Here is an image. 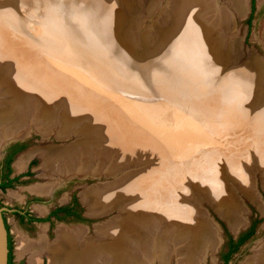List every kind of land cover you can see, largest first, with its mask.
I'll return each instance as SVG.
<instances>
[{"label": "rangeland", "instance_id": "1", "mask_svg": "<svg viewBox=\"0 0 264 264\" xmlns=\"http://www.w3.org/2000/svg\"><path fill=\"white\" fill-rule=\"evenodd\" d=\"M49 1L50 0H17L18 4H16V0H0V5L7 3L11 7L14 6V17L17 15L21 21L19 26L12 22L10 25L0 28V37L11 43L17 42L19 38L40 42V38L43 36L41 23L47 18L45 16L51 18L53 7H55V4L59 3L63 9L61 16L65 21L64 23L75 29V35L73 33L69 34L66 31V38L73 46V40H75L76 37L78 38L77 40L81 44L76 48L82 53V58L84 59L85 57V59L82 60V62L72 63L70 61L71 59H64L56 50H53L52 53H46V55H53L56 62L50 61L47 64L48 68L55 70L56 72L54 73L56 75H60L61 72H64L62 74H65L68 78L71 77L75 79L77 78L75 76L77 72H82V69L79 68V66H81L84 69L83 73L91 75L94 79L105 82L108 88L106 86H100V83L96 82L98 83L96 85L98 87L97 89L100 93L108 89L105 93L109 91L110 94H113V97L110 99L109 96V102L106 104L108 107L104 106V108H101V114L97 113V115H105L106 117L104 118L109 120L113 125L118 124L121 126L120 123H128L129 121H132L133 124L140 125L144 129H147L146 139L149 143L153 142L154 146L151 147V145L144 144L138 146L133 145L135 146L133 150H124L118 142L108 141V139L112 137H107L103 125L104 123L101 122L93 124L94 126L92 127L90 136L93 137L92 142L95 145L93 147H95L94 150L96 154H92V165L84 174L62 176L56 172L45 171L41 166L42 158L39 152L33 154L26 161L24 168L19 170L16 167V162L24 152L26 153L34 148H65L83 139L85 133H80V131L76 133L73 132V129H78L81 125L86 126L87 122H90L88 118L78 115L75 121L69 123L72 131H69L70 133L66 136L60 137L58 136L59 127L60 124H64L61 114L63 105L59 103L54 109L55 106H52L54 104L50 101L51 104L47 103L44 107H47L46 109H51L53 112L48 119L50 123H53L51 130L45 136L42 133L36 132L37 130H35L33 126V128L31 127L30 133L25 138L27 139L26 148L19 152L12 161L13 174H23L29 169V176H22L13 186L5 190L0 189L1 205L10 209L17 205H23L25 199H36L38 201L30 202L28 208L31 210L32 214L41 216L56 205L67 204L72 196L76 197L85 218H83L82 221L65 222V226L69 228H82L84 230L83 237L93 239L98 237V232H96L95 227L106 225L110 227L113 223L118 225L117 219L121 220L118 221L121 222L119 226H122V223L124 225L126 221L124 220L126 218L124 214L126 211L123 207L126 204V200L124 198H119L114 201L112 206L103 209H97L98 206H96L95 208L99 211L95 213L97 214L96 217L92 218L90 216L93 214L89 212L87 203L81 200L82 192L85 190H92L93 188L101 189L112 183H124V181L130 179L131 176L136 177L137 175H143V177L149 175V180L152 182L153 179L159 175V177H161L160 181L162 187L159 186V188L156 189L158 194L156 196V201L160 203L159 205L156 203L154 204L157 211L150 209L151 204L146 202L145 197H143L139 191L131 192L127 198L128 201L132 200L135 203H141V201L144 203L145 201L146 203L142 206L145 207V211H148V214L151 215L148 216L146 213L143 216L146 220L145 226L138 229L137 232H142L144 235L150 236L147 241L152 245V249H150L152 251V258H148V254L146 257L144 248L141 250L140 247H138V249L134 247L135 249L133 252L138 254L142 261H145V263L142 261H140V263L182 264L184 261L185 264L186 261L184 258L186 252L184 249L187 248L190 237L186 236L177 241L175 235H184L182 234L184 231L183 226L186 225L189 227L191 221L195 220L202 221L204 226L200 229L199 233L196 234L197 236H195V238L200 237V241L197 244L201 247H195L197 253H195L193 264H195V260L198 257L200 258L198 264H221L220 254L225 246L227 234L232 235V230L230 224H227L223 218L218 217L219 214H216L218 209H216L215 206H217L224 215V207H220L212 197L214 192L213 189L214 187L216 188L214 184L216 180H218L225 183L227 187L226 190L230 191L234 196L235 206L231 209L232 215L227 214V216L234 217L235 223L237 221V226L239 227H242L246 221L250 223L252 219H257L258 222L255 235L246 241L227 263L241 264L243 260L251 254L253 245L257 241L264 239V143L258 142L257 144L255 140L253 141V131H258L255 128H260L256 126L255 120L264 121V118L258 115V111L264 106V69L262 76H260L261 79L259 78L257 82L258 88L256 87L260 89L257 94L259 98L254 103H251V100L246 101L243 99L240 103V108L232 101L224 106L225 109L221 106V103L218 105L213 102H207V100L216 96H221L220 92L219 94L217 93L220 82L223 79L226 80L225 76L228 73L229 76L231 74V76L237 75V67L245 65L250 59L256 58L258 61L257 64H262L264 67V40L260 39L258 35L260 23L264 20V0L261 3L258 0H254L253 4L252 0H246V8L244 11V13H246L242 16L234 13L232 17L233 20H231L233 23L230 21L232 27L229 29L227 36L232 43V48H230V46H224V44L221 46V49H224L223 54L226 56V59L228 58L227 64H222L220 61L216 62V60H214L209 67V64L206 63V68H210L208 76L194 79V83L196 84L199 83V81L203 83L205 80V86L203 84V87H205L204 89H198V86L195 87V84L187 80L185 75L178 70L172 69L174 74L173 77L172 72L169 74L166 71L167 69H165L168 66L167 61H170L173 54L174 39H176L174 36L177 34V29L169 36L170 40L167 48L164 50L165 52L162 51L157 55L160 56L158 62L155 64L152 63L151 68L148 69V74L155 73H153V81H151V79L139 80L136 77V69L129 66L127 67L126 65V60L130 58H127V54H124L118 49L119 47L115 45L116 43L111 44V42L107 41L105 43V51H103V49L100 50L105 63L102 61H94L88 55L89 49L86 47L88 43L86 41H88L89 35L97 40L98 47L102 46V42H98V36H101L99 33H96L91 26L89 27L85 24L81 26V23H84L82 14H84V12L86 13V11H93L92 8L89 9L90 0H76L75 4H77V6L82 5L76 7V5L72 4L74 10L69 7L67 8V6H63L60 1L65 0H57L59 2L56 0ZM107 1L109 2V8L117 14L116 16L119 17L120 15L121 17L119 23L120 32L118 35L116 34V36L120 39L119 43L123 44L122 49H124L125 52L131 50L132 53H135L136 50L140 51L144 49V47H138L136 49L137 40L143 36L147 39V43L149 42V49L157 46V34H153V30L167 26V23L170 22L169 18L172 16L164 10L166 7L164 6L166 0ZM225 1L226 0H219L222 5ZM68 5L71 6L70 4ZM252 5V19L251 22L248 23V18L252 12ZM109 10L110 9H108V11ZM76 13L78 15H75ZM0 14H3V12H0ZM77 21L80 22V24ZM63 26L66 27L65 25ZM63 26L61 25L60 27L64 29ZM116 36H113L115 41ZM61 38L62 36L59 37V40ZM49 40L57 41L54 36L52 38L50 36ZM98 43L101 44V46ZM225 43L228 44L227 42ZM205 49L207 50L208 48L205 46ZM179 50L181 58L179 62L180 66L182 65L184 72L190 73L191 69L192 73H194L196 66V63L192 61V59H195L194 51L193 53H188V49L184 45H180ZM30 52L40 54L36 48ZM157 65H159V67ZM161 65H164V67H161ZM258 65L257 68L259 69ZM71 67L72 70H75L74 72L70 70H68L69 72L67 70L65 71V68L70 69ZM240 76H242L241 78H245L248 75L238 74V77ZM154 77L159 79L158 83L160 85H156ZM206 82L207 84L211 82L213 86H206ZM103 88H105L104 91ZM59 93H62L63 96L59 94L56 100L59 98L68 100L65 91L59 90ZM93 93L96 95L94 100L97 101V104L98 102L102 103L103 98L99 97V93ZM169 93L174 94L175 98H172L173 96H170ZM118 94L124 97H118ZM34 95L35 97L31 98L32 101H28L29 107H34V110L28 114V116L31 114L30 117L33 116L31 120L36 116L37 108H42L39 99L40 96H38V94ZM256 98L257 97H255V99ZM3 105H5V101ZM3 105L0 104L2 107ZM58 110L60 113H57ZM144 120L147 122L151 120L150 123L148 122L150 124L148 125L149 127L143 123ZM220 129L223 132H221ZM43 135L46 138H43ZM141 140L140 142H144V139ZM165 140L169 141L168 144L171 145V147L168 148V141L165 143ZM171 142L175 144H171ZM166 144L168 146H166ZM170 149L171 151L168 152L169 155L167 150ZM183 149H186V151ZM183 152H185L184 155H182ZM207 154L209 155L207 156ZM205 158L207 160H205ZM30 160L34 163L30 167H27ZM141 177L142 176L139 178ZM52 182L56 183L51 187L50 192L40 193L31 189L35 186L53 184ZM255 196L256 202L252 199ZM116 198L117 197L114 199ZM153 198V196H150L149 201H152ZM147 206L150 207L148 208ZM128 215L133 216V212L128 213ZM206 215L213 218V220L219 224L220 228L218 232L213 225L210 224L215 230L206 223L204 218ZM5 217L9 225V231L12 234L13 264H49V255L46 251H41L37 259L32 262L31 256L28 253L20 255L17 251L20 235L26 236L30 240H36L42 231L48 242L54 241L56 235L51 232V229H48V223L40 222L30 226L21 225L12 214V210H7L5 212ZM149 218L153 219V221H150L151 219ZM79 223H83V225H79ZM235 223L231 222L232 225H236ZM54 227L53 230L55 231L56 227ZM18 232L29 235H17ZM189 233L192 234L191 232ZM152 235L165 236L164 244L166 247L161 249L162 245H159V240H153ZM215 243L216 245L212 250ZM190 247L191 246H189V249ZM160 255L165 259L164 262L159 258Z\"/></svg>", "mask_w": 264, "mask_h": 264}, {"label": "bare ground", "instance_id": "2", "mask_svg": "<svg viewBox=\"0 0 264 264\" xmlns=\"http://www.w3.org/2000/svg\"><path fill=\"white\" fill-rule=\"evenodd\" d=\"M51 1L53 0H50L49 2ZM258 1L261 3L263 0ZM166 2L164 4V6H166L164 10L169 15H172L171 17L168 16L170 17V21H172V26H183L185 29L182 37H176L173 35L174 37H176V39H174L175 44L186 46V48L188 49V53H193L194 51L195 59H192V61L196 63L194 73H192L191 69L190 73L184 72L186 75V79L190 80L191 83H194L195 78L200 79L202 77L204 78L208 76V71L210 68H206L207 65L204 58L209 56L208 53H211L212 45L216 48H220L222 44H224V46L226 45L232 48V43L227 37L229 29L232 27L231 20H233L232 17L234 16V13H237V15L239 16H242L244 14L246 8V0H226L225 3L222 2L223 5L219 2V0H166ZM3 4L4 5H0V12H3V14H0V28L10 25L12 22L15 25L19 26L21 22L20 19L17 15L16 17H14L15 7H11L7 3ZM16 4H18L17 0ZM94 8L95 5L92 6V9ZM61 11V5H59L58 3L55 4V7H53L51 18L45 16L47 18L41 23V29L43 28V36H41L40 42H34L30 39L19 38L17 42L11 43L3 40L0 37V104L3 105V102L5 101V105H3V107L0 106V150L2 148V145L7 140L25 135L28 131H30L32 126L35 128V130H37L36 132L42 133L46 136L47 133L51 130V126L53 124L52 122L50 123V120H48L53 112L51 111V109H46L47 107L44 106L51 101L53 102L52 104L54 105L52 106H55V109L59 105V103H61L63 105L61 114L64 118V124H60L58 136L63 137L69 134L72 131V129L70 128L71 125H69V123L71 121H75L76 117L80 115L88 118V120L91 122H87L86 126L81 125L78 129H73V132L78 133L80 131V133H85L83 135L84 140L81 139L80 142L77 141L65 148L46 147L31 149L26 153L24 152L23 155L21 154L16 162V167L19 170L24 168L26 161L33 154L39 152L42 158L41 166L45 171L56 172L61 174L62 176H72L84 174L92 165V154H96L94 150L95 147H93L95 145L92 142L93 137L90 136L92 127L94 126L93 124L103 122L106 131L105 134L109 138L112 137L111 139H108V141L118 142L124 150H133L135 146L143 144L151 145V147H153L154 144L153 142L149 143L147 141V129H144L140 125L133 124L132 121H129L128 123H120V125L123 126L121 127L118 124H111L109 120H106L104 118L106 117L105 115H97V113L101 114V108H104V106L108 107L106 104L109 102V96L110 99L113 97V94H110L109 91L108 93H105L108 89L102 93H100L97 89L98 87L96 85L98 83H100V86L107 87V85H105V82L99 79H94L91 75L83 73L84 69L81 66H79V68L82 69V72H77V74L75 75L77 78L75 79L71 77L68 78L65 74H62L64 72H61L60 75H56L54 73L56 72L55 70L48 68L47 64L50 61H55L56 59L53 55L48 56L46 55V53L50 54L53 50H56L58 54L64 59H71L70 61L72 63L82 62V60L85 59V57L84 59L82 58L83 55L76 48V46H73L68 42L67 38L59 40L58 34H63L62 36H65L62 32L63 29L60 27L62 24L65 25V21L63 20V18L61 19ZM83 19L86 20V16H84V14ZM260 24L261 25L259 27L260 29L258 35L260 39L264 40V20ZM58 28H61L62 30H58ZM50 36L51 38L54 36L57 41H50ZM89 38H92V36L89 35ZM225 42H227L228 44H226ZM205 46L206 48H208L207 50L205 49ZM34 48H36L40 54L30 52ZM213 53H216V49H214ZM88 55L94 61H102L103 63H105L100 50L92 45L90 46ZM32 57H34L36 60ZM218 59L222 64L224 62L225 64L228 62V58L226 59L222 55L218 56ZM257 63L258 61H255L251 65L249 64V66L247 67V72L251 74V76L248 75L245 78H241L242 76L238 77V74L241 75L238 71L237 75L235 74L234 76H231V74L230 77L228 73L225 76L226 80L223 79L218 86L217 93L219 94L220 92L221 96H216L214 98L208 99L207 102H213L214 104L218 105H220L219 103H221V106L223 107L228 105L229 102L232 101L235 102L238 107H240V103L243 101V99H245L246 101L251 100V103H254L257 100V98L255 99V97L257 96L255 95H257L259 92L258 90H260L256 89V87L258 88L257 82L260 76H262L264 69L262 64L258 65ZM257 65L259 66V69L257 68ZM251 69L254 70L253 73L249 71ZM66 70H70L71 72L75 71L72 70V67L70 69L65 68V71ZM204 82L205 80L203 81V83L199 81V83L197 84L194 83V86H198V89H204ZM209 83L210 84H207L206 82V86L212 87L213 85H211V82ZM104 89L105 88H103V91ZM59 90L65 91L67 93L68 100L63 98H59L58 100H56V97H58L60 94ZM93 92H96L97 94L99 93V97L103 98L102 103L98 102L97 104V101L94 100L96 95ZM34 94H38V96H40L39 99L42 108H37V114L36 116H34V119L31 120L33 116L30 117L31 114L29 116L28 114L29 112L31 113L32 110H34V107L30 108L28 101H32L31 98L35 97ZM120 95L118 94V97ZM169 95L173 96L172 98H175L174 94L169 93ZM60 96H63V94L61 93ZM260 109L261 110L258 111V115L264 118V106H262V108ZM58 112L59 110L57 111V113ZM150 121L151 120H149L148 122L150 123ZM148 122L146 120L143 121V123L147 126L150 125ZM255 122L256 126H259L260 128H255L258 131H253V141L255 140L257 144L258 142L264 143V121L255 120ZM221 132L223 131L221 130ZM44 135L43 137H45ZM140 138L144 139V142H140L142 141ZM168 140H165V143ZM168 143L169 141L167 142V144ZM172 143L173 142H171V144ZM167 144L166 146L169 145ZM192 144L194 145L193 142ZM156 145L159 146L158 144ZM190 146L192 145L190 144ZM169 147H171V145H169L168 148ZM171 149L167 150V153L171 151ZM183 150L186 151V149ZM167 153L165 152L166 155ZM184 154L185 152L182 153V155ZM209 154H207V156ZM205 160L207 159L205 158ZM140 176L142 177L139 178ZM149 177V175H146L144 177L143 175H137L136 177L131 176V178L125 180L124 183H112L111 185H108L107 187H103L101 189L93 188L92 190H85L81 193L82 202L87 203L89 212H91L92 214L98 212L99 210L97 209H103L112 206L115 200L124 198L126 200H124L126 204L123 207V209H125L126 211V213L124 214L126 215V218L124 219L126 220L124 225L122 223V226H119V224L121 225V222L118 221L121 220L117 219L118 225H115L113 223L110 227H108V225L99 226L96 228L98 237L93 239L84 238V230L82 228H69L65 225L58 226V228L56 229V238L52 242L47 241L46 236L42 231L40 232V235L36 240H30L26 236L20 235L21 237L18 241L19 246L17 250L18 254L22 255L28 253L31 256L32 262L37 259L41 251H46L49 255V264H141V258L138 254L133 252L135 249L134 247H136V249L140 247L141 250H143L144 248V254L146 255V257L148 254V258H152V251L150 250L152 249V245L149 241H147L148 237L150 236L144 235L142 232H137L138 229L145 226L146 220L143 218V216L146 213L148 214V211H145L146 208L142 205L146 202L150 203V209L157 211L154 207V204H160L159 201H156V196L158 195L156 189L159 188V186L162 187L160 181L161 177L157 175L152 182L151 180H149ZM54 183L35 186L31 189L35 192L47 193L50 192L51 187H53ZM214 185L216 186V188L214 187L213 189L214 192L212 194V197L220 207H224V217L228 219L226 220L229 222L230 226L233 227L235 225H232L231 222L235 223V219L234 217L227 216V214L232 215L231 209H233L232 207L235 206L234 196L230 193V191L226 190L227 187L225 183L216 180V183ZM136 191H139L140 194L145 197L146 202L144 201L143 203V201H141V203L139 202V204L135 203L132 200H127L129 194ZM150 196L154 197L152 201H149ZM115 197L117 198L114 199ZM96 206H98L97 209L95 208ZM132 212L133 216H129L128 213ZM148 216L151 215L148 214ZM150 221H153V219H151ZM206 223L210 225V222L206 221ZM203 226L204 223L202 221L194 220L191 221L189 227L186 225L183 226L184 231L182 232V234L184 235H175L177 241L186 236L190 237V242L187 248L184 249V251L186 252H184V260L186 261L185 264L194 263V256L195 253H197L195 247H201L197 244L200 241V237L195 238V236H197L196 234L199 233L200 229ZM212 228L214 229V227ZM189 232H191L193 235ZM152 238L156 241L159 240V245H162L161 249H164L166 247V245L164 244L165 236L152 235ZM215 245L216 243L213 245L212 250L214 249ZM189 246H191L190 249ZM159 258L164 262L165 259L161 255ZM199 260L200 258L198 257L195 260V264H198ZM142 262L145 263V261ZM182 264H184V261ZM241 264H264V239L257 241L253 245L251 254L247 256Z\"/></svg>", "mask_w": 264, "mask_h": 264}, {"label": "water", "instance_id": "3", "mask_svg": "<svg viewBox=\"0 0 264 264\" xmlns=\"http://www.w3.org/2000/svg\"><path fill=\"white\" fill-rule=\"evenodd\" d=\"M93 1H94V3H93ZM60 2L63 4L64 7L67 6V8L69 7L68 4H70L71 6H72V4L76 5L75 4L76 3V0H65V1H60ZM93 5H95V8L93 9L92 12H87V11H86V13L84 12V16H86V20H83L84 23H81V26H84V24L86 26H89V27L91 26L92 29L95 30L96 33H99L101 36H98L99 37L98 42L101 41L102 42V46H101V44L98 43L101 46V47H98L97 46V40H95L93 38L92 39L89 38L88 41H86V42H88L86 44V47L90 49V46L92 45V46H94L95 48H97L99 50H102L103 49V51H105V49H106L105 43L107 41L111 42V44L116 43L115 45H117L119 47L118 49H120V51H122L124 54H127L126 55L127 58L128 57L130 58V59H127L126 58L127 59L126 60V65H127V67L129 66V67H132V68L136 69V71H137L136 72L137 73L136 74L137 75L136 76L137 79H139V80L140 79H142V80H150L151 79V81H153V73L154 72L152 74H148V69L151 68L152 63L155 64L160 59V56H157V55H159L160 52L164 51L165 48H167L168 42L170 40L169 36L171 35V33L173 31H175V29H177L176 37L177 36L182 37L183 36V33L185 31L184 27L183 26L177 27V26H174V25L172 26V24H171L172 21H170L169 23H167V26L160 27V28H157L156 30H153V34H155V35L157 34V39H158V41H156L158 43H156L157 46L155 48L153 47V48L149 49L148 48L149 47L148 46L149 42L147 43V39L143 36V37H141V38H139L137 40V42H136V44H137L136 49L138 47L139 48L144 47V49H142L140 51H137L136 50L135 53H132L131 50H128L127 49L128 51L125 52L124 49H122L123 48L122 47L123 44L119 43V40H120L119 37L116 36V41H115V38H113L114 35H116V34L118 35L119 32H120V29H119V26H120L119 23H120V20H121L120 19L121 18L120 15H119V17L116 16L117 14L114 13L111 10V8H109V2L107 0H90V3H89L90 9L92 8ZM76 7H77V5H76ZM69 8L74 10V6L73 7H69ZM108 9H110V10L108 11ZM80 10H82V9H80ZM61 13H62V11H61ZM80 14H82V13H80ZM91 14H94V15H91ZM60 15H62V14H60ZM62 18L63 17L61 16V19ZM78 23L80 24V22H78ZM62 26H63V24H62ZM65 26L66 27L63 26L64 27L63 30L61 28H58V30L61 29L62 32L65 35V36H62L63 34L62 35L58 34L59 35L58 38L61 37V36H62L61 39H64V37L66 38L67 37V35L65 34L66 31L69 34H72L73 33L75 35V29L72 26H70V25L68 26V24H66V23H65ZM77 39L78 38L76 37V39L73 40L74 46H76V47L81 44V43H79V41ZM128 42H130V41H128ZM179 47H180V45H177V44L174 45L173 51H172L173 52L172 57H171L170 61H167V65L168 66H167V68H165V69H167L166 71L169 74L172 72L173 77H174L173 70H178L183 75H185L184 74V71H183V68H182V65L180 66V64H179L180 59H181L180 58V54H179V51H180L179 50ZM221 48L222 47L216 48L215 46L212 45V51H211V53H208L209 56L204 58L205 63L209 64V66H210V64H212L214 60H216V62L219 61L218 56H220V55L223 56L224 55L223 54V52H224L223 50L224 49H221ZM214 49H216V53H213L214 52ZM224 57L226 58L225 55H224ZM255 61H257L256 58L250 59L245 65H243L241 67L238 66L237 67V71H239L243 75H246V76L249 75V76H251V74H249L247 72V70H248L247 67H248L249 64H252ZM224 64H225V62H224ZM157 66L159 67V65H157ZM161 67H164V65L163 66L161 65ZM249 71L251 73H253L254 70L251 69ZM185 78H186V75H185ZM154 79L156 81V85H158L159 84L158 83L159 82V79L156 78V77H154ZM258 98L259 97L257 95V99ZM263 105H264V103H263ZM63 120H64V118H63ZM29 133H30V131L27 134L23 135V136H19V137H15V138H12V139L7 140L2 145L1 151L9 143H11L13 141H16V140H24L28 136ZM43 138H46V137H43ZM120 172H122V171H120ZM80 177H82V176H80ZM255 198H256V196L254 198H252L253 201L255 200ZM255 202H256V200H255ZM215 208L218 209L217 211L219 213L218 212L216 213V214H219L218 217L219 218H223V220H225L226 223L228 224L229 222L224 217L223 212L221 210H219V208L217 206H215ZM7 210H13V209H9L7 207H4V206H1L0 205V264H7L8 263V252H9V248H8V231H7V228H6V225H5V221H4V217H3V212L4 211H7ZM262 212H263V209H262ZM96 215L97 214L94 213L90 217L94 218V217H96ZM204 218H205L206 221L210 222V224L213 225L216 228L217 232H218V230L220 228L219 227V224L216 223L213 220V218H210L207 215L204 216ZM63 224H65V223H63ZM235 224H236L235 226H233V227L231 226V230H232L233 237H237V235H239L240 232H242L243 230H245L249 226V223L247 221L245 222V224L242 227L241 226L240 227L237 226V221H236ZM79 225H83V223H79ZM95 228H97V227H95ZM220 240H221V238H220Z\"/></svg>", "mask_w": 264, "mask_h": 264}, {"label": "flooded vegetation", "instance_id": "4", "mask_svg": "<svg viewBox=\"0 0 264 264\" xmlns=\"http://www.w3.org/2000/svg\"><path fill=\"white\" fill-rule=\"evenodd\" d=\"M26 146H27V139L16 140V141L9 143L3 149V151H0V183H6L10 179H15L10 182L9 184L10 186H5L4 188L0 186L1 190H5L6 188L13 186L17 181L20 180L22 176H26V175L29 176V173H30L29 169L25 171L23 174L22 173L13 174L12 172L13 158L19 152L24 150ZM33 163L34 162L30 160L27 167H30ZM37 201L38 200L36 199L31 200L28 198L24 200L23 205H17L16 207L10 208V209H13L12 214L17 218V221L19 222V224L30 226V225H36L37 223H40V222H43V223L46 222L48 223L47 224L48 229H51V232L54 235H56V229L60 225H65L63 223L68 222V221H82L83 218H85L83 216L80 203L76 197L72 196L70 201L67 204L56 205L53 208L47 210V212L41 216L32 214L31 210L28 208L30 202H37ZM5 212L6 211L3 212V217H4L5 225L7 226V231H8V235L10 236L11 246H12V237H11L12 234L9 231V225L5 217ZM257 223H258L257 219H252L251 222L249 223V226L245 230L240 232L239 235H237V237H233V235L231 234L227 235L225 246L220 254L221 262H222L221 264H223L222 258L225 254L230 253V258L228 260L229 262L230 259L233 257V255L239 251L240 247L246 241H248L250 238H252L255 235ZM54 226L56 227L55 231L53 230ZM251 229L253 230L252 234L249 235L244 240V242H242L241 244H238L239 238L246 236V235H240V234L242 233L244 234L247 230H251ZM11 253H12V248H11Z\"/></svg>", "mask_w": 264, "mask_h": 264}, {"label": "trees", "instance_id": "5", "mask_svg": "<svg viewBox=\"0 0 264 264\" xmlns=\"http://www.w3.org/2000/svg\"><path fill=\"white\" fill-rule=\"evenodd\" d=\"M253 2H254V0H252V4H253ZM252 13H253V5H252V12H251V15H250V17L248 18V23L251 22V19H252ZM12 180H15V179H10V180H8V182H6V183H0V186H1L2 188H4L5 186H10L9 184H10V182H11ZM6 228H7V226H6ZM252 232H253V230L251 229V230H247L244 234H243V233L240 234V235H246V236H243V237L239 238V243H238V244H241L242 242H244V240H245L249 235H251ZM227 235H229V234H227ZM8 248H9V252H8V263H7V264H13V261H12V253H11V248H12V246H11V240H10V236H9V235H8ZM232 252H233V251H232ZM229 258H230V253L225 254V255L223 256V258H222V259H223V264H227Z\"/></svg>", "mask_w": 264, "mask_h": 264}, {"label": "crops", "instance_id": "6", "mask_svg": "<svg viewBox=\"0 0 264 264\" xmlns=\"http://www.w3.org/2000/svg\"><path fill=\"white\" fill-rule=\"evenodd\" d=\"M20 234H23V235H29V234H25V233H21V232H18L17 235H20ZM20 257V256H19Z\"/></svg>", "mask_w": 264, "mask_h": 264}]
</instances>
